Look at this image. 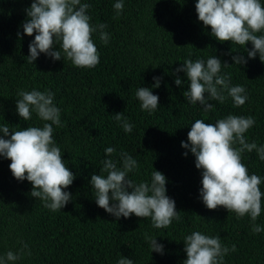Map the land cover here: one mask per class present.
Wrapping results in <instances>:
<instances>
[{
  "label": "trees",
  "instance_id": "obj_1",
  "mask_svg": "<svg viewBox=\"0 0 264 264\" xmlns=\"http://www.w3.org/2000/svg\"><path fill=\"white\" fill-rule=\"evenodd\" d=\"M81 2L90 5L87 14L93 27L104 23L103 31L109 34L107 44L99 30L92 34L100 55L94 68H79L67 59L54 61L43 53L29 63L28 46L35 33L24 35L22 23L32 0H0V126L10 128L5 138H10L11 129L45 123L35 112L29 121L19 117V90L53 92V102L61 110V126L53 125V139L75 176L64 189L72 200L53 212L30 196L31 183L17 181L9 169L11 161L0 156V256L9 250L19 253L20 259L9 264H117L121 255L134 264H183L184 237L200 231L219 235L221 244L229 248L224 264H264V231L253 234L249 215L237 217L224 207L209 210L203 204L201 170L190 150L181 147L196 119L215 123L229 114L254 117L245 137L249 143L264 145V63L259 54L248 59L243 46L216 40L210 26L198 20L197 0H124L120 15L113 7L116 0ZM261 3L264 6V0ZM245 47L251 50L252 45ZM214 55L232 64H222L221 74H231V85L246 89L248 100L243 106L235 107L225 92L224 103L209 101L215 107L204 112L183 96L187 77L183 72L173 75L175 69L187 59L207 61ZM235 55H243L246 66L233 64ZM177 76L180 86L175 84ZM153 77H162L158 88L153 87ZM139 87H148L159 97L151 114L141 109ZM116 113H123L133 125L130 133L115 120ZM108 147L115 148L111 158L118 166L122 151L137 160L139 168L129 173L136 183H150L155 170L165 175L166 194L175 201L179 221L157 229L150 218L133 214L117 220L95 203L89 182L93 172L106 175L100 169L101 161L109 158ZM242 163L249 175L262 178L264 192V161L253 150L242 153ZM255 224L264 228V197ZM146 236L156 237L164 246L163 254L151 252Z\"/></svg>",
  "mask_w": 264,
  "mask_h": 264
},
{
  "label": "clouds",
  "instance_id": "obj_2",
  "mask_svg": "<svg viewBox=\"0 0 264 264\" xmlns=\"http://www.w3.org/2000/svg\"><path fill=\"white\" fill-rule=\"evenodd\" d=\"M90 5L81 0H32L25 9L26 20L22 23L23 34L34 39L29 43L27 61L34 63L43 53L54 61L67 59L79 68H94L98 65L100 55L92 40L93 32L99 30L100 39L107 44L109 34L103 31L107 25L101 23L96 27L90 23L87 14ZM116 14L124 9V0H116L113 5ZM195 10L198 20L205 27L211 28V35L219 42L230 41L243 46L248 59H255L257 53L264 63V6L261 0H197ZM18 38H22L17 32ZM251 43L248 50L245 46ZM58 46V50H57ZM233 51V50H232ZM63 54V55H62ZM233 64L246 66L243 55L232 57ZM223 62L215 55L203 59H187L175 69L176 73L186 74L188 90L183 92L189 104H199L204 112L214 109L209 101L225 102L227 92L235 107L243 106L248 100L246 89L241 85H231V74H221ZM162 77H153V87H159ZM175 84L180 86L182 80L177 76ZM205 93L208 94L205 97ZM54 93L33 89L19 90L16 99V111L24 121L32 118L33 112L44 121L42 127L29 126L20 130L0 126V156L11 161L9 169L17 181L27 180L32 185L30 196L44 202V207L55 212L64 208L71 200L72 194L64 191L72 185L75 176L62 159L61 148L53 139V125L61 126V110L54 104ZM141 102V109L151 114L158 108L159 97L148 87H139L136 92ZM126 133L133 125L123 116L114 114ZM252 116L229 114L215 123H205L196 119L191 124L187 141L181 147L190 150L195 157V167L201 170L202 187L200 197L209 210L224 207L234 212L237 217L249 215L252 232L264 231L255 221L262 211L260 185L262 178L256 174L249 175L248 168L242 163V153L256 151L259 159L264 161V145L255 141L249 143L245 133L254 126ZM115 148L105 149L106 158L101 161L103 174L93 172L90 178L91 191L94 190L95 203L107 213L119 218L135 215L150 218L152 226L157 229L168 228L175 219L180 220L174 199L166 192L167 179L160 171L151 173V182L136 183L129 179V173L139 168V164L127 152L120 153V162L111 157ZM185 156L188 152L184 153ZM151 252L163 254L164 246L157 243L156 237H147ZM186 259L183 264H224V256L229 248L222 245L220 236H209L200 231H193L184 237ZM26 248L27 245H24ZM235 245L231 251H235ZM30 254V253H29ZM20 259L19 253L9 250L0 256V264H9ZM117 264H134L132 259L121 255Z\"/></svg>",
  "mask_w": 264,
  "mask_h": 264
}]
</instances>
